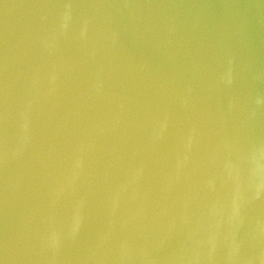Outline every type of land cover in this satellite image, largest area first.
<instances>
[{"label":"water","instance_id":"1","mask_svg":"<svg viewBox=\"0 0 264 264\" xmlns=\"http://www.w3.org/2000/svg\"><path fill=\"white\" fill-rule=\"evenodd\" d=\"M0 264H264V0H0Z\"/></svg>","mask_w":264,"mask_h":264}]
</instances>
